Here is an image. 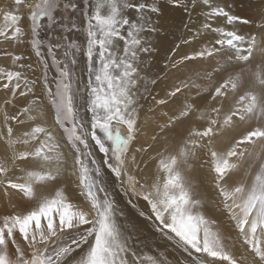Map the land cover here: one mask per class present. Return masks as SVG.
<instances>
[{"label": "snow or ice", "instance_id": "obj_1", "mask_svg": "<svg viewBox=\"0 0 264 264\" xmlns=\"http://www.w3.org/2000/svg\"><path fill=\"white\" fill-rule=\"evenodd\" d=\"M232 8L227 0H9L0 7V44L23 45L35 58L25 63L23 53L2 52L12 67H0V87L12 98L0 105V189L26 203L10 201L11 211L0 212V264H264V35L241 33L237 22L250 21ZM208 60L215 61L210 71L194 66ZM181 69L187 74L164 97L153 95ZM193 88L195 96L159 112L151 142L138 143L141 100L151 97L155 113ZM17 96L26 103L10 113ZM193 113L206 126L177 131ZM240 125L247 130L218 151L217 138ZM201 152L199 167L216 192L210 201L189 175ZM145 155L155 169L140 179Z\"/></svg>", "mask_w": 264, "mask_h": 264}, {"label": "bare ground", "instance_id": "obj_2", "mask_svg": "<svg viewBox=\"0 0 264 264\" xmlns=\"http://www.w3.org/2000/svg\"><path fill=\"white\" fill-rule=\"evenodd\" d=\"M1 1V0H0ZM5 1V5H8L9 3V0H4ZM1 7V6H0ZM3 7V6H2ZM12 47V46H11ZM16 47V46H15ZM194 47H197V45H195ZM31 52H29V56H30V59L31 60H34V56H32L30 54ZM163 56V53H161V57L162 58ZM28 58V57H27ZM158 58V59H160ZM29 60V61H31ZM28 61V62H29ZM27 62V63H28ZM31 63V62H30ZM32 64H35V61H33ZM7 66V65H6ZM196 67V66H195ZM198 67V66H197ZM31 74V73H30ZM186 70L184 69H181L180 72H176L175 70H173L169 75H168V78L166 80H162L160 81L156 86H155V91L153 92V95H155L156 93H159V97L158 98H162L164 97V94L165 92H167L168 90H170L171 86L173 83L177 82V78L179 79H183L184 76L186 75ZM31 78H35V76H32L30 75ZM198 83H206L205 81H197ZM38 92H40V88L37 87L36 88ZM195 88L191 89V92H195ZM2 92V91H1ZM7 94H9L10 92L5 90L4 91ZM190 92V93H191ZM188 90H185L183 91V94H177V97L174 98L170 104L167 106V107H163V108H159L156 110L155 113H150L148 111V109L150 107H153L154 105V101L151 99V97L148 98L147 101H144V100H141V104L143 105V110L141 112V116H140V124L142 126V128L144 129V135H141L139 140H138V143H143L145 139H148L149 142L150 141V136L154 133V131L156 130L155 128V124L152 122L153 120H155L158 116H159V112L160 111H170L171 109H174L176 107H178L182 102H183V99H182V96H185L188 94H190ZM193 96V95H192ZM180 97V98H179ZM1 98V96H0ZM10 98L11 97V93H10ZM208 97H206L205 99L203 100H199L198 101V104H200L201 106H203L206 102ZM14 103L18 106L17 109L15 111H18L19 108H21L22 106H24V104L26 103L25 99L24 98H21L19 96H17L16 98H14ZM13 111V113L15 112ZM192 117L190 118L189 120V123L187 124L186 127L178 130V131H183L184 135L187 134V131L189 130V125L193 126V127H199V128H203L206 126V121H202V120H196V114L193 113L191 115ZM146 118H151L149 120V122L147 124H145V120ZM47 123L49 124V126H51V120L49 119L47 121ZM244 126V125H243ZM242 125L238 126L236 131L235 132H238L239 134V131L241 129ZM235 132H226L225 133V139L224 141H222L219 137L217 138L216 142H215V146H216V149L218 151L220 150H226L228 146H230L228 143H227V139L230 138V137H235L234 133ZM172 135L171 133H169V136ZM178 139V138H177ZM164 144V138L162 137L161 140H160V145H163ZM63 150L65 152H67V148H63ZM171 150V149H170ZM4 151V144L3 142H0V154H2ZM151 155H155V152L151 153ZM138 159H140V157H138ZM204 159V156H203V153L201 152L200 153V159L199 160H196V161H193V164H194V171L191 172L189 175L197 182V184L199 185V188H198V195L201 197V198H205L206 200L210 201L212 198H214L216 196V192L213 188V185H212V176L211 174L208 172L207 168H204V169H201L199 167V164L202 162V160ZM143 161H146L147 162V167L145 168V164L144 163H141V168L144 169L143 172H138L137 175H138V178L140 179H143L145 178L146 176L150 175L154 169H155V162L150 160L149 157L147 155H145L143 157ZM235 179V177H234ZM72 190L74 193H68L69 196H75V197H71L72 199L74 200H78V197H77V194H76V191L75 189L72 187ZM19 196L18 194H16L15 192H11L10 193V196L9 197H5L4 194H3V190L0 189V204H3L5 205V208H10L11 209V203H15V204H18L19 205V198L20 197H17ZM113 196H114V199L117 201V203L125 209L128 217L130 220L134 221V222H139V218L137 217L136 213L134 210H132L129 206H127L126 204V199L125 197H123V195L120 193L119 189H115L113 191ZM11 201V203H10ZM143 203V202H141ZM7 206V207H6ZM4 210V209H3ZM11 211V210H10ZM206 211L209 212V214H214L212 213L211 211V208L209 207H206ZM144 233L145 235L147 236L148 238V242L149 243H153V246H157L159 247V250L160 251H163L164 248H165V245H164V242L158 238L155 239V241L153 242V237L151 235V232L149 229L145 228L144 229ZM234 252H239L240 251V248H239V245L237 244L236 247L233 249ZM171 258V257H170Z\"/></svg>", "mask_w": 264, "mask_h": 264}, {"label": "rangeland", "instance_id": "obj_3", "mask_svg": "<svg viewBox=\"0 0 264 264\" xmlns=\"http://www.w3.org/2000/svg\"><path fill=\"white\" fill-rule=\"evenodd\" d=\"M228 3H231L233 5V8L231 9V11L233 12V14L240 16L243 19H247L250 21L249 24H239V22H237V27L238 30L241 33H247V34H255L258 37H260L261 35H264V0H227ZM5 1L1 0L0 1V6L2 7H6L7 5L4 4ZM258 26H260L259 30H258ZM231 27V26H229ZM12 46V47H11ZM16 45H3L0 44V67H9L11 68V60L9 57L4 56L2 54V52L7 49L9 51H15L17 54L23 53V55L25 56V63H27L30 59L29 56V52L30 49L21 45L20 47H15ZM195 46V45H194ZM198 46V45H197ZM185 51H188L190 49H184ZM31 54V53H30ZM32 55V54H31ZM28 57V58H27ZM34 60L29 61L28 63H33ZM259 61V56H257V59L255 61H253V64L257 63ZM7 65V66H6ZM194 66H198V67H203V68H207L209 71L211 70V68L215 67V61L214 60H208V61H200V62H196L194 64ZM29 76L31 75L30 73H28ZM227 74L225 73V76ZM215 76V74H214ZM223 77L220 76H215V79L217 81H220ZM0 83H3L2 81H0ZM2 91V92H1ZM5 89H3L2 87H0V105L3 104L5 99H10V93L6 95V93L4 92ZM35 91L37 93H39L37 91V89H35ZM185 91V90H184ZM195 92H191L190 94L195 96L196 94ZM189 95V94H188ZM187 96V95H185ZM185 96H182V99L184 100ZM207 97V94H204V99ZM180 98V97H179ZM203 100V99H201ZM17 105L13 102L12 105H7L6 108L10 113H13V111H15L17 109ZM23 107V106H22ZM192 116L190 115V117L177 125V131L186 127L187 124L189 123V120ZM254 126V125H253ZM247 130V126L246 125H242L239 134L238 132H235V138H238L241 134H243L245 131ZM171 136V135H170ZM57 184L60 185H65L67 187V192L68 193H74L72 190V186L71 185H66V182L64 180H59L57 181ZM20 197L19 198V205L20 206H24L25 205V201L22 199L21 196H17ZM70 197H75V196H70ZM7 207V206H6ZM4 209V210H3ZM10 208H5V205L0 204V212L3 211H10Z\"/></svg>", "mask_w": 264, "mask_h": 264}]
</instances>
